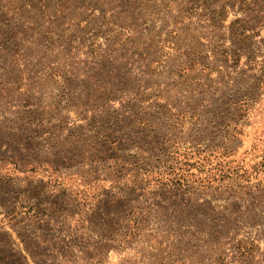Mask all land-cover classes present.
<instances>
[{
    "label": "rangeland",
    "instance_id": "rangeland-1",
    "mask_svg": "<svg viewBox=\"0 0 264 264\" xmlns=\"http://www.w3.org/2000/svg\"><path fill=\"white\" fill-rule=\"evenodd\" d=\"M0 264H264V0H0Z\"/></svg>",
    "mask_w": 264,
    "mask_h": 264
},
{
    "label": "trees",
    "instance_id": "trees-1",
    "mask_svg": "<svg viewBox=\"0 0 264 264\" xmlns=\"http://www.w3.org/2000/svg\"><path fill=\"white\" fill-rule=\"evenodd\" d=\"M82 235H84V232H83V234Z\"/></svg>",
    "mask_w": 264,
    "mask_h": 264
}]
</instances>
